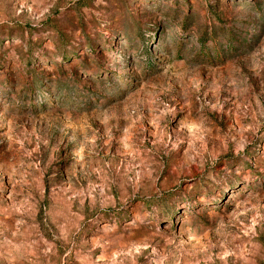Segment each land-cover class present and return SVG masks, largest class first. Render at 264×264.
I'll return each instance as SVG.
<instances>
[{
  "label": "rangeland",
  "instance_id": "1",
  "mask_svg": "<svg viewBox=\"0 0 264 264\" xmlns=\"http://www.w3.org/2000/svg\"><path fill=\"white\" fill-rule=\"evenodd\" d=\"M0 264H264V0H0Z\"/></svg>",
  "mask_w": 264,
  "mask_h": 264
}]
</instances>
